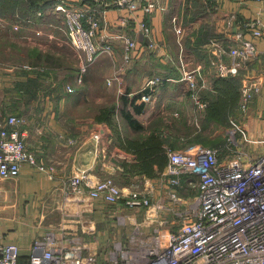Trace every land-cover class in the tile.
I'll return each mask as SVG.
<instances>
[{"label": "crops", "instance_id": "crops-1", "mask_svg": "<svg viewBox=\"0 0 264 264\" xmlns=\"http://www.w3.org/2000/svg\"><path fill=\"white\" fill-rule=\"evenodd\" d=\"M203 1L205 4L209 1L207 11L195 20H191L194 14H191V9L188 11L187 0H162L170 8L166 13L157 11L147 15L139 9L132 15L127 9L108 11L98 36L100 41L103 39L102 43L111 44L114 52L103 54L89 68L83 85L76 82L80 61L68 35L61 38L56 29L50 32L42 30L43 34L39 36L30 25L16 37L27 41L23 45L13 41L12 31H0V55H3L0 57V115H17L24 119L19 129L27 147L36 155L39 164L46 167L41 170L25 164L18 177L5 180L9 182V188L1 184L0 178V235L4 242L20 246L22 262L30 260V252L37 239L53 233L58 245L71 247L75 238L86 252L98 253L97 264H113L110 257L116 243H129L137 225L152 233L158 228L160 219L169 225L174 223L171 188L165 176L168 161L162 166L147 164L157 159L159 154L151 153L153 147L144 142L153 133L168 131L174 122L169 118L170 114L172 117L180 116L179 119L187 118L189 123L194 117L198 124L201 114L196 111L188 83L183 80V72L184 69L200 70L208 85L204 91H213L218 74L217 59L212 72V50L207 47L211 39H219L225 45L252 40L260 52L259 58L248 68L239 69L242 82L256 83L260 87L248 110L241 114L240 124L252 140L264 139V37H254L244 26L251 19L264 18V0ZM51 7L39 13L40 23H49L51 17H58ZM175 16L187 17L185 23L183 18V23L189 28L181 45L172 21ZM142 20L153 29V37L158 44L154 50L149 49L148 39L137 31V23ZM191 28L192 33L189 32ZM119 35L130 36L138 42L135 57L128 63L125 60V43L117 37ZM44 38H48L50 43L56 42L55 50L62 59L65 57L64 46L68 45L75 51L77 64L67 68L72 76L66 80L75 92L64 91L66 84L62 72L66 71L65 66L53 67L50 73L41 76L33 72L38 69L34 66L35 55L46 56L52 49L44 44ZM198 41L201 42L196 45ZM13 48L26 52L23 60H12L17 52ZM114 55L117 60H112V63L116 68H112L110 74H101L104 64L109 63L108 59ZM226 59V63L231 64V60ZM26 65L34 70L26 69ZM114 75L116 78L109 84L108 80ZM38 76V81L47 86L44 94L38 90L37 97L30 101L26 93L24 96L17 94V83L27 87L31 78ZM155 77L171 80L158 86V96L153 103H142L139 98L137 104H144V109L135 113L131 98L141 94L146 83ZM81 94L83 97L88 94L87 102L91 97L96 99L97 113L84 116V109H80L84 103ZM126 96L127 102L123 100ZM70 100L77 105H67ZM124 109L144 126L142 130L135 129L124 119ZM159 147L157 144L154 150ZM162 147L168 160L167 152L171 146L164 143ZM81 172L94 183L113 178L125 194L136 188L149 191L153 206L148 211L147 208L126 207L124 199L117 204H110L103 198L93 199L86 185L77 193L65 189L64 183ZM193 192L185 187L180 190V196L188 200ZM159 204L163 206L156 208ZM119 217H126V223L122 224ZM173 223L171 227L175 226Z\"/></svg>", "mask_w": 264, "mask_h": 264}, {"label": "built area", "instance_id": "built-area-1", "mask_svg": "<svg viewBox=\"0 0 264 264\" xmlns=\"http://www.w3.org/2000/svg\"><path fill=\"white\" fill-rule=\"evenodd\" d=\"M51 2V10L62 19L70 44L78 55L80 68L76 82L79 85L84 84L89 68L103 54H113L112 45L102 43L103 39L100 41L98 36L108 11L127 9L134 15L142 9L150 15L157 11L166 13L170 9L162 0ZM172 21L181 45L189 27L182 24L178 16L173 17ZM2 22L6 23L0 19L3 25ZM244 26L254 37H264L262 16L251 19ZM16 29H20V26ZM137 31L148 39L150 50L157 48L153 29L145 20L137 23ZM117 37L125 43V60L128 63L135 57L138 42L127 35ZM207 47L212 50L214 60L217 59L216 72L221 76L236 75L240 68H248L260 56L252 40L225 45L214 38L207 43ZM226 58L231 60V64L226 63ZM183 73L196 111L202 115L208 106L202 94L208 88L206 78L200 70L184 69ZM115 76L108 80L109 84ZM169 80L164 77L150 79L143 87L139 101L145 104L156 101L158 86ZM67 90L75 92L71 85ZM259 91L256 83L242 82L240 109L243 113ZM23 123L24 119L17 115H0L2 180L18 177L25 164L46 169L27 147L19 129ZM233 125L227 132V149L230 153L225 157L217 149L203 145H192L186 149L169 148L165 176L171 188V210L175 214L174 223L171 224L176 225V220L181 219V225L178 230H173L171 224L160 219L158 228L152 233L145 232L137 225L129 243H116L110 257L113 264H264V139L252 140L241 125L235 122ZM85 185L90 188L89 195L93 199L103 198L110 204L124 199L126 207L147 208L148 211L153 206L149 191L136 188L125 194L113 178L94 183L81 172L64 183L65 189L74 193L80 192ZM185 187L197 191L193 202L180 196V190ZM162 206L159 204L156 208ZM125 220L126 217H119L122 224L126 223ZM55 238L53 233H48L44 238L37 239L30 252V260L22 262L20 246L4 242L0 235V264L98 263V253L86 252L85 247L78 245L77 239H73L75 243L71 247H63L57 244Z\"/></svg>", "mask_w": 264, "mask_h": 264}, {"label": "trees", "instance_id": "trees-1", "mask_svg": "<svg viewBox=\"0 0 264 264\" xmlns=\"http://www.w3.org/2000/svg\"><path fill=\"white\" fill-rule=\"evenodd\" d=\"M191 1H193V3H191L190 0H187V5L189 6L188 11L190 9L192 10L191 14H194V16L192 15L193 17L191 18V20H195L197 17L203 15V13L207 11V5L209 1L207 2V4H205L203 0ZM51 5V0H0V17L6 19L10 23L9 25H13L16 23L23 24V26L25 25L24 27H22V29H20L22 32L24 28H27L30 25L33 26L35 24H39L42 20L41 16H39V13L45 12L48 8L51 7ZM20 33H17L16 36H21ZM200 42H196V45H199ZM43 61H46L47 65H45V62ZM61 64L62 63L58 59H55L52 55L47 54L46 56H44L43 54L41 55L38 53L35 55L34 65L37 66L38 69H35L33 72H37L38 75L40 74L39 76H41L43 74L50 73L53 67L64 66L63 64ZM67 68L69 67H65L64 70H67ZM39 76L36 79L31 78L27 87H24L23 84H20L21 89H19L20 87H17V94H19L20 96H24V93H26L29 101L31 99H35L37 97L36 92L39 90L38 82H41L38 81ZM241 85L242 81L239 73L237 75L229 76L216 75L213 91H204V93L202 92L203 99L207 102L208 105L205 111L206 116L202 121L204 126H210L212 122H218L219 125H222L226 128L231 116L234 115L239 109V105L241 103ZM140 96L141 94L134 96V98H131L135 113H141L144 109V104H137ZM123 100L127 102L129 100L128 96L123 97ZM123 117L135 129L142 130L144 128V126L134 117V115L130 111L124 109ZM184 128H186V130ZM190 128L191 125L189 123V119L182 118L172 122L169 125L168 131L166 133L165 131L164 134L162 131H158V133H153L148 136L144 143L147 146L150 145V147H153V151L151 153L159 155L157 159H154L147 164L152 166L153 164L158 163L160 166H162L165 161H168L165 155L166 152H164V148L162 147L164 143H169L170 146L174 149H186L192 145L200 143L198 139L200 137H203V135H199L198 138H196L194 141L190 140V136L192 135L191 131L188 132ZM226 140L228 141V137H226ZM157 144L160 147L158 150H154ZM204 144L207 145V142H205ZM143 164L147 165L146 162H144Z\"/></svg>", "mask_w": 264, "mask_h": 264}, {"label": "rangeland", "instance_id": "rangeland-1", "mask_svg": "<svg viewBox=\"0 0 264 264\" xmlns=\"http://www.w3.org/2000/svg\"><path fill=\"white\" fill-rule=\"evenodd\" d=\"M176 14H178V12L177 13H175V15ZM179 16V15H178ZM169 17V16H168ZM184 18V17H183ZM183 18L181 17L180 18V20H181V22H182V24H184L185 22H186V20H187V17H185L184 18V23H183ZM0 19L1 20H3V21H5L6 23H4V22H2L3 23V25L2 24H0V31H8V30H10V31H12L13 32V41H17V43H22L23 45H26V43L25 42H27L26 40H23V39H17L16 37V35H17V33H20L21 32V30L20 29H22V27H24L23 26V24H20V23H17L19 26H20V29H16V27H18L19 28V26L18 25H15V24H13V25H9L10 23L6 20V19H4V18H1L0 17ZM48 22H50V23H47V22H43V23H39V24H35V25H33V28H34V30H33V32H35V33H37V35H39V36H42V34H43V31L42 30H44V31H52V30H58L59 32H60V36L59 37H61V38H65V37H67V32H66V29H65V27L63 26V22H62V20L61 19H59L58 17H51L49 20H48ZM184 25H187V24H184ZM28 26V25H27ZM63 27H64V29H63ZM28 28V27H27ZM16 32H15V31ZM38 30V31H37ZM64 30H65V32H64ZM37 31V32H36ZM189 32L190 33H192L193 32V29L191 28V29H189ZM46 37H47V35H46ZM12 39H10V41H11ZM22 41V42H21ZM43 41H44V44H47V48H49V46L50 47H52V49H51V51H49L48 52V54L49 55H52L55 59H58L65 67H69V68H71V67H73V65H75V64H77V57L75 56V49L73 50L70 46H68V45H66V46H64L63 47V54L65 55V57H64V59H62L59 55H58V51L57 50H55V47L57 46L56 45V42H49V39L48 38H44L43 39ZM184 42V41H183ZM18 47V46H17ZM14 49V48H13ZM112 49H113V47H112ZM14 51H17L16 52V54H15V57H13V61H19V60H23V58H24V56H23V54L25 53L26 54V52L25 51H20V52H18V50H17V48L16 49H14ZM113 52H114V49H113ZM63 55V56H64ZM3 55H0V57H2ZM20 57V58H19ZM115 57V55L113 56V58L111 57V59H108V61H109V63H105L104 64V67L102 68V71H101V74H103V75H105V74H110V72L112 71V68L114 69V68H116L115 67V65H114V63H112V60H114V62L117 60L116 59V57ZM16 58V59H15ZM43 62H45V65H47V62L46 61H43ZM61 64V65H62ZM211 64H212V67H213V69H212V72L214 73V64H215V60H214V58H213V56H212V60H211ZM31 67V66H30ZM25 68L26 69H29V70H32L33 69V67H31V68H29V65H26L25 66ZM24 67H23V69H25ZM25 69V70H26ZM34 70V69H33ZM89 72V71H88ZM63 73V78H64V76H65V88H64V91L65 92H67V86L69 85V83L67 84L66 82V80H69L70 79V77L72 76V73H70V72H68L67 70L66 71H64V72H62ZM88 74V73H87ZM240 74V73H239ZM20 84L21 83H17V87L18 86H20ZM45 88H47V86L45 85V84H43L42 82H38V89H39V92L42 90L43 91V94L45 93V91H44V89ZM42 94V95H43ZM88 96V94H85V96L83 97V95L81 94V99H84V103L83 104H81L82 106H81V108L80 109H84V112H83V114H84V116H86L88 113L89 114H91V113H97L98 111V109H99V106L97 105H95L94 104V102L96 101V99L95 98H90L91 100L89 101V102H87V100L85 101V99H86V97ZM86 102V103H85ZM241 102H242V95H241ZM77 105V103L76 102H73V101H71L70 100V102H68L67 103V105H71V106H73V105ZM193 105V104H192ZM240 105H241V103H240ZM240 105H239V109H238V111L234 114V115H232L231 116V118H230V120H229V123H228V125L226 126V128L224 127V126H222V125H219V123L218 122H212L211 124H210V126H204L203 125V123H202V121H203V119L205 118V116H206V113L204 112L202 115H201V117H200V119H201V121H200V119L198 120V124H196L195 123V119H194V117H193V120L191 121V123H190V125H191V128L188 130V132L189 131H191V133H192V135L190 136V140H192V141H194L196 138H198V136L199 135H203V137H200L198 140H199V142L200 143H197V144H200V145H206V144H204L205 142H207V145H206V147H211V148H213V149H217L218 151H219V153H221L222 154V156L223 157H225V156H227L229 153H230V150L228 151V149H227V140H226V132H227V130H229L230 128H232V127H234V125H233V122H235V124H238V125H241L240 124V116H241V114L243 115V112H242V110L240 109ZM110 106V105H109ZM195 108V107H194ZM88 110V111H87ZM77 114H79V112L77 113ZM80 114H82V110H81V112H80ZM172 114H170V116H169V118H172L171 119V121H175V120H178L179 118H180V116H175V115H173V117L171 116ZM165 116H167V115H165ZM206 127V128H205ZM194 144H196V143H194ZM171 148V147H170ZM171 149H174L173 147L171 148ZM3 183V186H5V187H7V188H9L10 187V185H9V182L8 181H5V180H2V182H1V184ZM196 192V193H195ZM195 192H193V194H191L190 195V200H189V197H188V201L189 202H193L194 201V199H195V196L197 195V191H195ZM181 225V219H177L176 220V225L175 226H173V227H171L172 229H174V230H176V229H178L179 228V226Z\"/></svg>", "mask_w": 264, "mask_h": 264}]
</instances>
